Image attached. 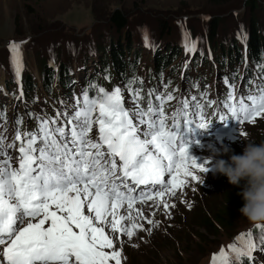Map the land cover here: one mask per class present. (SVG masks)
Listing matches in <instances>:
<instances>
[{"label":"rangeland","instance_id":"1","mask_svg":"<svg viewBox=\"0 0 264 264\" xmlns=\"http://www.w3.org/2000/svg\"><path fill=\"white\" fill-rule=\"evenodd\" d=\"M260 4L262 0H0V109L5 108L3 116L7 119L18 116L17 113L21 112L19 106L29 105V113H41L39 104L47 100L52 106L58 105L62 112L66 108L70 112L68 101L61 98L55 102L53 98L45 97L46 100L35 106L26 99L24 103L20 102L24 98L20 91L22 80L26 77L35 79L37 94L33 96V102L44 97L40 83L43 65L55 73V86L59 65L67 68L69 77L82 80L98 64L102 50L110 42L121 39L123 31L131 36V54L138 51L141 56V71H144L145 64H152L155 51L162 52L168 45L180 50V59L175 66L180 62L181 74L186 67L195 65L196 57L203 56L212 63V48L233 41L237 50H242L244 36L251 24L256 23L260 30L263 28ZM115 12L124 16L126 21L119 33L111 22ZM163 25H167V33L161 31ZM211 30H214L212 36L209 35ZM11 42L20 44L22 68L19 77L15 74L8 47ZM186 43L189 46L194 43L195 51H188ZM207 66L203 67L204 74L210 72V76H205V88L216 97L217 93L213 91L227 88L228 84L218 77L217 70L212 71L214 68ZM239 72L243 71L240 69ZM175 78L174 101L186 100L189 95L185 93L183 78ZM235 83L238 80L232 82L231 92L244 94L243 86L237 89ZM120 89L125 107L131 109L133 104H130L127 91ZM180 90L185 99L179 97ZM15 95L19 100H14ZM261 140H264V116L256 117L253 123L244 122L223 135L204 137L199 145L189 148V155L198 164L209 160L213 151L220 152V158L228 160L233 154H242L247 141ZM225 147L227 153H223ZM195 174L197 180L188 179L182 188L165 191L162 197L144 199L131 209L124 204L120 206L118 217L124 219L119 226L133 231L131 238L122 233L114 234L118 237L114 243L121 250V264H212L213 254L218 255L221 248L228 255L229 264H264L261 256L264 254V244L261 243L264 222L253 224L240 213H235L227 230L215 223H211L210 228L203 227L200 217L222 208V188L231 187V184L225 176H214L208 171L202 185L201 177L205 173L196 170ZM164 203L169 205L168 210L164 209ZM105 232L112 235L110 227H105ZM249 233L256 247L251 257L235 261L229 245L242 247V241L236 238L244 234L248 239Z\"/></svg>","mask_w":264,"mask_h":264},{"label":"snow or ice","instance_id":"2","mask_svg":"<svg viewBox=\"0 0 264 264\" xmlns=\"http://www.w3.org/2000/svg\"><path fill=\"white\" fill-rule=\"evenodd\" d=\"M8 47L19 77L20 44L11 42ZM185 47L195 51L194 43ZM89 89H97L96 95L90 96ZM89 89L74 96L71 113L66 108L54 118L38 117L36 132L17 131L18 167H12L6 151L14 143L5 145L0 137V264H121L114 234L131 238L133 231L119 226L124 219L118 217L120 206L127 202L131 209L138 199L162 197L188 179L197 180L196 170L207 172L208 160L198 164L189 155L190 146L200 144L197 133L209 128L202 122V105L194 103L191 107L198 111L190 112L187 100L182 101L169 128L162 107L149 102L144 110L137 100L134 109H127L119 87L108 91L90 84ZM137 97L139 90L133 96ZM156 99L163 105L161 96ZM167 99H172L171 93ZM228 101L224 107L232 119L253 123L264 116V85L258 95L242 94L238 102L230 91ZM0 119L6 117L0 113ZM21 122L18 117L16 123ZM141 185L146 187L137 192ZM163 207L168 210L169 205ZM236 239L243 246L229 245L233 259L251 257L256 247L251 233L248 239L244 234ZM212 264H229L223 248L213 254Z\"/></svg>","mask_w":264,"mask_h":264},{"label":"trees","instance_id":"3","mask_svg":"<svg viewBox=\"0 0 264 264\" xmlns=\"http://www.w3.org/2000/svg\"><path fill=\"white\" fill-rule=\"evenodd\" d=\"M23 1L26 2L29 0ZM258 7L260 11H262L264 18V0H262V4L258 5ZM111 22L117 33L121 32L126 26L124 16L118 12H115L112 15ZM262 29L263 31L261 32ZM262 29H258L256 23L251 24L248 30V37H245L246 40L244 54L241 56V58L236 59V56H234L236 54L238 56L239 53H237L236 46L233 45L234 42L231 41V45L230 43H227V46L225 44L218 48L216 53L220 49V60L215 61V63L219 64L221 68L230 66L228 61L231 54L232 60H237L239 62L247 61L255 66L256 73L261 76V80L264 83V26ZM161 31L163 33H167V25H163L161 27ZM213 31L214 30H211L209 34L210 36L213 35ZM120 36L121 39L119 37L115 42H110L108 47L102 50L105 53L102 52L97 66L94 67V70H92L90 75V77H93L92 84H100V81L98 80L99 75L107 80L117 77L121 82H123V84H128L129 82L133 83L140 76L139 70L142 69V64L140 61L141 56L138 51H135L131 54L132 46L129 43L131 36L128 35L127 31H123ZM176 47L177 46L174 47L168 45L162 52L155 51V53L152 55L153 64L151 67L146 69L149 76H162L164 73L171 74L175 70L172 64H174L180 56L179 50ZM198 59L200 61L203 60L201 57ZM145 66H147V64ZM58 70V84H61L66 94H69L72 89L73 81L71 82V80L67 78V68L59 65ZM41 73L40 82L44 90L47 91L51 87L53 74L50 72V70H47L45 65L42 66ZM34 86L35 82L32 80V78L27 77L24 79V90L26 92L32 91ZM91 91H93V89H89V92ZM242 188L243 182H241L240 186L231 185V187L225 189L222 188V208L211 212L209 211V216L200 217V222L203 227L210 228L211 223H215L219 228L227 230L231 216L235 213H240L239 209L243 206L242 197L238 194L241 192Z\"/></svg>","mask_w":264,"mask_h":264},{"label":"clouds","instance_id":"4","mask_svg":"<svg viewBox=\"0 0 264 264\" xmlns=\"http://www.w3.org/2000/svg\"><path fill=\"white\" fill-rule=\"evenodd\" d=\"M225 147L223 153H227ZM220 152L213 151L209 157L207 172L225 176L229 184L243 188L238 193L243 200L239 209L250 223L264 222V140L260 142L247 141L242 154H233L228 160L220 158ZM201 177V183L206 180V173Z\"/></svg>","mask_w":264,"mask_h":264},{"label":"bare ground","instance_id":"5","mask_svg":"<svg viewBox=\"0 0 264 264\" xmlns=\"http://www.w3.org/2000/svg\"><path fill=\"white\" fill-rule=\"evenodd\" d=\"M8 95H9V93H8ZM139 205H140V204H137V205L134 204V205L132 206V208L135 207V206H139ZM143 205H144V204H143ZM121 206H122V205H121ZM132 210H133V209H132Z\"/></svg>","mask_w":264,"mask_h":264}]
</instances>
